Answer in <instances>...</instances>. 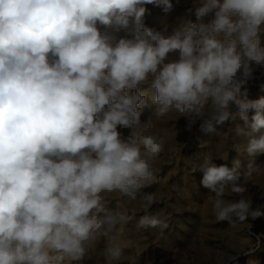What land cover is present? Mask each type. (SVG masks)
<instances>
[{"label":"clouds","instance_id":"obj_1","mask_svg":"<svg viewBox=\"0 0 264 264\" xmlns=\"http://www.w3.org/2000/svg\"><path fill=\"white\" fill-rule=\"evenodd\" d=\"M193 4L195 22L157 30L146 6L167 13L173 0H0V264H82L101 240L105 264H119L121 226L138 209L113 208L106 194L139 203L138 229H168L144 189L159 182L165 145L153 118L170 113L189 129L239 117L251 132L237 125V135L259 133L232 145L231 167L205 158L199 171L217 222L264 217L240 171L242 157L264 155V98L240 94L264 70V0Z\"/></svg>","mask_w":264,"mask_h":264},{"label":"rangeland","instance_id":"obj_2","mask_svg":"<svg viewBox=\"0 0 264 264\" xmlns=\"http://www.w3.org/2000/svg\"><path fill=\"white\" fill-rule=\"evenodd\" d=\"M173 2V9L167 13L147 5L150 14L145 16L146 26L157 30L168 26L170 30L187 20L195 22L193 0H179L178 4L175 0ZM213 16L214 13L209 14L205 22ZM260 47H264V33L260 35ZM262 71L257 69L254 77L241 87L242 96L246 94L251 100L264 98ZM146 87L142 85L139 90ZM145 102L142 123L148 121L155 108L150 95L146 96ZM232 111H238L234 104ZM253 114L254 110H250L249 123ZM153 124V131L165 139V145L155 167L159 182L144 191L157 197V202L148 212L165 219L169 228L163 233L156 228L138 229L137 221L145 214L139 210V203L130 204L119 194H106L109 206L113 208L121 204L129 209H138L134 218L121 226L122 243H126L127 247L119 264H216L220 257L228 264H264V217L245 222H217L212 212V194L201 185L202 172L199 171L205 158L211 159L217 166L227 164L231 167L232 160L237 156L232 151V145L246 144L259 133L237 135V125L244 128L245 133L251 132L239 117L235 121L215 125L214 132L202 131L199 121L189 129L186 119L177 120L174 113L153 118ZM120 131L124 136L129 134L128 129ZM241 159L240 171L251 173L247 178L248 192L245 195L251 198L253 208L264 206V155L257 156L254 161L246 156ZM250 224L252 227H249ZM102 248L101 240L82 264H105L100 254Z\"/></svg>","mask_w":264,"mask_h":264}]
</instances>
